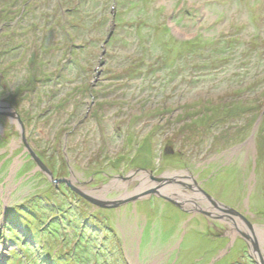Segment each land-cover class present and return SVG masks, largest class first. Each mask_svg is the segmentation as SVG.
<instances>
[{
    "label": "rangeland",
    "instance_id": "rangeland-1",
    "mask_svg": "<svg viewBox=\"0 0 264 264\" xmlns=\"http://www.w3.org/2000/svg\"><path fill=\"white\" fill-rule=\"evenodd\" d=\"M1 8L0 105L24 131L0 114V264H256L227 220L153 195L94 207L37 169L22 135L56 179L94 194L141 168L211 179L204 189L264 236V0ZM241 130L242 147L223 148ZM124 183L107 197L139 185Z\"/></svg>",
    "mask_w": 264,
    "mask_h": 264
},
{
    "label": "water",
    "instance_id": "water-1",
    "mask_svg": "<svg viewBox=\"0 0 264 264\" xmlns=\"http://www.w3.org/2000/svg\"><path fill=\"white\" fill-rule=\"evenodd\" d=\"M3 106L4 105H0V114L16 117L19 122L18 128H20V132L23 134L24 128L19 114L16 111L3 112L1 110ZM258 126L259 120L256 122L253 128L252 136L248 140L250 144L253 142ZM22 137L31 158L37 165V169L43 172L52 182L64 183L65 186L69 187L73 192L86 199V201L91 203L94 207L106 209L117 208L128 203L150 197L151 195H156L166 199L168 202L174 204L185 212L198 211L206 216L220 219H224L223 217H225L226 220L231 223L233 229L239 231L241 236L247 241L249 248H251L250 243L253 245V250L256 251L254 255L255 259L260 264H264V254L260 249V244L262 242L258 240L257 236L258 233L262 235L263 231L258 228V226L253 224L245 213L218 201L212 195H210L203 187L200 186L196 176L190 174L189 171L174 170L171 172H164L161 175H155L152 170L142 168L140 171L134 170L130 172L128 176L118 177L115 180H112L108 185H105L101 188H96L97 194H94L91 191L82 189L69 178L56 179L52 170L46 166L42 159L32 149L24 135H22ZM242 145L243 144L238 145L234 149H239L242 147ZM183 177L189 180L192 184L183 181ZM120 179L126 182L124 183V188H126L129 182H131L133 179L138 180L139 185L130 192L126 191L115 198H108V192L116 190L115 187H118ZM186 189L190 191H187ZM203 204L206 205L204 206ZM222 214H225L226 216H223ZM245 226L249 228L251 234H247L248 232H246L247 229ZM262 241L264 242V237Z\"/></svg>",
    "mask_w": 264,
    "mask_h": 264
},
{
    "label": "trees",
    "instance_id": "trees-1",
    "mask_svg": "<svg viewBox=\"0 0 264 264\" xmlns=\"http://www.w3.org/2000/svg\"><path fill=\"white\" fill-rule=\"evenodd\" d=\"M24 9H25V7H23L22 8V12H24ZM0 10H2L3 11V9L1 8ZM5 10V9H4ZM2 11H0V16H6V14H7V16H11V13L8 11V10H6L7 12H3V13H1ZM165 28H168L167 26L165 27ZM264 119V118H263ZM263 119H262V121H263ZM264 122V121H263ZM262 122V123H263ZM248 125H250V126H252V123H249ZM262 125V124H261ZM245 129H247V128H245ZM247 131H248V129H247ZM243 132V130H241L238 134H236V135H234V136H231V137H229L227 140H226V142H225V146L223 147V148H229V147H232V146H236V145H238L239 143H241V142H243L242 140H244V139H246L245 137H247L248 135L247 134H243V135H241V133ZM260 134L258 135V137L260 138L261 137V132H259ZM248 138V137H247ZM260 144H262V146H259L258 147V149H259V151H260V153H261V157L263 158L264 157V153H263V149H264V146H263V143L261 142Z\"/></svg>",
    "mask_w": 264,
    "mask_h": 264
},
{
    "label": "flooded vegetation",
    "instance_id": "flooded-vegetation-1",
    "mask_svg": "<svg viewBox=\"0 0 264 264\" xmlns=\"http://www.w3.org/2000/svg\"><path fill=\"white\" fill-rule=\"evenodd\" d=\"M233 150H234V148H233ZM142 169V168H141ZM150 170H152V172L155 174V175H161L162 173H157V172H155V170H153V169H150ZM137 171H140V169H137ZM130 173V172H129ZM128 173V174H129ZM164 173V172H163ZM128 174H126V175H122V174H119V175H116L114 178L116 179V178H118V177H125V176H128ZM195 176V175H194ZM198 175L196 176V178H197V181L199 182V184H200V186L201 187H203L204 188V185L207 183V182H209L211 179H202V180H198ZM138 182L139 183V181L138 180H136V179H133L131 182H129V183H132V182ZM153 196H156V195H153ZM249 197H250V195H249ZM163 199V201L165 200L167 203H169V204H171L170 202H168L166 199H164V198H162ZM164 201V202H165ZM175 206V205H174ZM177 207V206H176ZM118 208V207H117ZM178 208V207H177ZM99 209H101V210H107V209H109V210H112V209H116V208H99ZM180 209V208H179ZM181 210V209H180ZM241 212H243V213H245L246 214V210L245 211H241ZM202 214V213H201ZM203 215V214H202ZM223 216H226L225 214H222ZM246 216L249 218V216L246 214ZM207 217V216H206ZM209 218H216V217H210L209 216ZM224 219H221V220H223V221H225L226 220V218L225 217H223ZM217 219H219L220 220V218H217ZM259 228V227H258ZM264 237V236H263ZM246 241V240H245ZM247 242V241H246ZM262 245H263V242L261 243ZM253 257V259H254V262L256 263V264H260L256 259H255V257L254 256H252Z\"/></svg>",
    "mask_w": 264,
    "mask_h": 264
},
{
    "label": "bare ground",
    "instance_id": "bare-ground-1",
    "mask_svg": "<svg viewBox=\"0 0 264 264\" xmlns=\"http://www.w3.org/2000/svg\"><path fill=\"white\" fill-rule=\"evenodd\" d=\"M257 236H261V238H258V240L260 241V242H262L261 240L263 239L262 237H263V235H261L260 233H258V235ZM264 243V242H263Z\"/></svg>",
    "mask_w": 264,
    "mask_h": 264
}]
</instances>
